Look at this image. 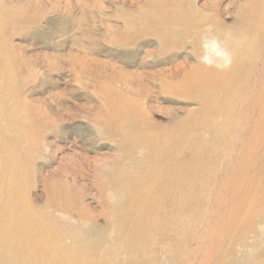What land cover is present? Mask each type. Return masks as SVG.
Instances as JSON below:
<instances>
[{
  "label": "rangeland",
  "instance_id": "rangeland-1",
  "mask_svg": "<svg viewBox=\"0 0 264 264\" xmlns=\"http://www.w3.org/2000/svg\"><path fill=\"white\" fill-rule=\"evenodd\" d=\"M1 213L0 264H264V0H0Z\"/></svg>",
  "mask_w": 264,
  "mask_h": 264
},
{
  "label": "clouds",
  "instance_id": "clouds-1",
  "mask_svg": "<svg viewBox=\"0 0 264 264\" xmlns=\"http://www.w3.org/2000/svg\"><path fill=\"white\" fill-rule=\"evenodd\" d=\"M206 32L207 34L202 35L200 39L198 62L217 71L229 70L234 63V53L223 46L219 37L212 34L211 27Z\"/></svg>",
  "mask_w": 264,
  "mask_h": 264
},
{
  "label": "bare ground",
  "instance_id": "bare-ground-1",
  "mask_svg": "<svg viewBox=\"0 0 264 264\" xmlns=\"http://www.w3.org/2000/svg\"><path fill=\"white\" fill-rule=\"evenodd\" d=\"M245 45V44H244ZM244 48V47H243ZM244 53V52H243ZM243 55H245V54H243ZM247 56V55H246ZM180 73V72H179ZM200 79H199V81H197V79H195V81H194V83H192V84H200V82L202 81V79L204 80V75H202V76H200L199 77ZM185 82H186V80H185ZM188 83V82H187ZM190 179V178H189ZM191 182V181H190ZM183 183H185V182H183ZM182 183V184H183ZM188 183H189V181H188ZM187 184V183H186ZM189 185H191V184H189ZM193 186H191V188H192ZM196 190V189H195ZM194 190V191H195ZM169 191V190H168ZM183 192V191H182ZM152 194V193H151ZM185 196V195H184ZM182 197V196H181ZM186 197V196H185ZM184 198V197H183ZM186 200V199H185ZM180 201V200H179ZM181 202V201H180ZM243 202V201H242ZM183 204H184V202H183ZM180 206H182L183 207V205H180ZM19 207L17 206V205H15V207H14V212H12V213H18V214H20V213H25L21 208H19ZM181 208V207H180ZM66 211V210H65ZM68 211V210H67ZM27 213V212H26ZM26 213L24 214V216L26 215ZM71 214V213H70ZM3 214L1 213L0 214V216H2ZM29 215H30V213H29ZM65 215H67L68 217H70L71 215H68V214H65ZM6 216H7V214H6ZM6 216H3V217H0V219H5V217ZM10 216V215H9ZM16 216V215H15ZM13 217V216H12ZM20 217V216H19ZM36 217V216H35ZM34 217V218H35ZM8 218V217H7ZM23 218V217H22ZM31 218V217H30ZM25 219H28V218H25ZM30 220H32V218L30 219ZM30 220H26V221H30ZM34 220V219H33ZM37 220V219H36ZM32 222V221H31ZM26 223H28V222H26ZM0 224H1V221H0ZM25 224V223H24ZM29 224V223H28ZM28 224H25V226H17L18 228L19 227H24V229H25V227H26V229H27V225ZM241 224V223H240ZM35 225V224H34ZM41 225H43L42 223H39V226H36V228H35V230H37V231H42L43 229H42V227H41ZM9 226V227H8ZM8 226H6L5 227V230H7V232L9 233L8 234V236H9V238H11V240L13 239L12 237L13 236H15V234L14 233H12V228H11V226L10 225H8ZM30 227H32L31 225H29ZM34 227V226H33ZM32 227V228H33ZM7 228V229H6ZM3 229V228H2ZM4 230V229H3ZM2 230V231H3ZM28 231V230H27ZM5 232V231H4ZM24 232V231H23ZM30 232H32V231H30ZM22 233V232H21ZM24 233H26V230H25V232ZM29 233V232H28ZM24 235V234H23ZM26 235V234H25ZM29 236L31 235V233L30 234H28ZM21 237H22V235H21ZM26 238H28V237H26ZM25 238V239H26ZM10 240V239H9ZM15 240H17L16 238H15ZM57 241V240H56ZM61 240H58V242H60ZM10 242V241H9ZM19 243V242H18ZM3 245H2V248L0 249V250H2V251H8V249H11L12 247H13V245L12 244H10V245H5V244H7V242L4 244V243H2ZM47 244V243H46ZM49 244V243H48ZM1 245V244H0ZM42 245H43V243H42ZM16 246V245H15ZM47 246H49V245H47ZM46 245H45V247H47ZM14 248V247H13ZM30 249V248H29ZM46 249V248H45ZM15 250V249H14ZM26 251H28V250H26ZM45 251V250H44ZM57 252H55L54 253V255L53 256H51L50 257V259H54L55 260V257L57 258V257H59V258H61L62 256H63V254H64V256H70V254H71V252H64V251H59V253H57ZM70 253V254H69ZM33 255V254H32ZM72 256H75L76 258H77V252L75 251V252H72ZM75 259V258H74ZM79 259V258H78ZM90 261L92 260V259H89ZM37 261V260H36ZM82 264H84V263H82Z\"/></svg>",
  "mask_w": 264,
  "mask_h": 264
}]
</instances>
